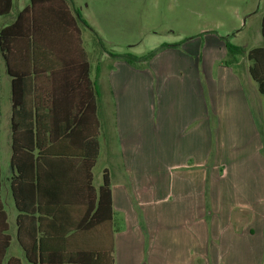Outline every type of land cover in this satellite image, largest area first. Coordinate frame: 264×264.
Wrapping results in <instances>:
<instances>
[{"label": "crops", "instance_id": "obj_1", "mask_svg": "<svg viewBox=\"0 0 264 264\" xmlns=\"http://www.w3.org/2000/svg\"><path fill=\"white\" fill-rule=\"evenodd\" d=\"M68 1L76 15V5ZM108 2L103 0L93 8L92 19H85L115 44V9ZM30 4L13 0L10 11L0 14V31ZM144 21L137 28L162 36L159 43L181 45L132 64L112 56L110 49H90L85 40L91 29L79 21L89 68L81 57L73 63L71 30L62 35V27L54 45L44 31L36 54L28 44L17 52L15 71L25 72L29 92L21 124L33 125L21 128L28 151L22 163L28 174L23 202L33 209L21 236L11 186L13 76L0 49V197L11 237L0 264L10 258L21 264H143L147 236L156 243L167 210L169 216L181 217L177 230L186 228L185 246L191 238L192 252L206 256L201 264H264V129L243 76L251 77L255 95H262L257 103L263 119L264 93L246 55L228 61L224 39L242 31L169 37ZM62 37L67 43L62 44ZM35 130L41 132L40 145ZM93 139L99 143L92 168L95 192L88 187L85 166ZM105 169L112 219L88 227L84 222L97 205ZM208 216L214 227L218 224L213 237ZM182 242L177 238V244ZM150 250L156 253V245Z\"/></svg>", "mask_w": 264, "mask_h": 264}, {"label": "rangeland", "instance_id": "obj_2", "mask_svg": "<svg viewBox=\"0 0 264 264\" xmlns=\"http://www.w3.org/2000/svg\"><path fill=\"white\" fill-rule=\"evenodd\" d=\"M102 1L70 0L72 5L75 4L77 10L87 19H92L93 8L99 6ZM106 5L115 9L112 17V35L115 44L105 41L107 49L113 52L120 50L142 54L161 45L159 42L162 36L153 35L151 32L153 30L150 29L137 28V25L143 20H145L144 22L148 21L150 25L160 27L159 31L165 30L163 34L169 37H184L183 35L188 33L190 36L200 35L202 38L207 31L222 36L227 35L228 31L236 33L241 30V34L230 36L233 38L232 42L243 43L248 41L256 45L264 44V37L261 33V15L264 11V0H109ZM93 39V33L90 31V39L86 38L85 44L90 49L96 47L97 50H101L102 47L99 43L96 46ZM95 69H97V66ZM247 76L245 75L243 78L249 100L253 103L260 127L264 129V119L258 110L257 103L259 100L261 103L262 95H255L257 91L249 83V81L254 83L255 81H251V77ZM100 94H102L101 91ZM215 150L216 144L213 142L212 151ZM212 160L213 154L210 156V161H207V166L211 165ZM5 164L4 162V171L7 170ZM7 174L8 172H4L2 182H5ZM207 194L209 196V193ZM169 213L170 211L167 210V216L163 218L161 234L157 236L156 243L154 236H147L148 250L146 254H143L145 261L143 264H201L204 262V258H206L204 254L192 252L191 238H189V244L185 246L187 240L184 237L186 228L177 230L178 225L181 223L179 221L181 217L169 216ZM208 219L210 220L209 232L213 237L214 228L217 230L218 224L214 227L213 218L208 216ZM177 238L183 242L177 244ZM154 245H156L157 252L152 251L151 253L150 249ZM193 250H195V246ZM211 264L215 263L212 262Z\"/></svg>", "mask_w": 264, "mask_h": 264}, {"label": "trees", "instance_id": "obj_3", "mask_svg": "<svg viewBox=\"0 0 264 264\" xmlns=\"http://www.w3.org/2000/svg\"><path fill=\"white\" fill-rule=\"evenodd\" d=\"M13 5V0H1L0 14L8 13ZM79 21H82L87 25L92 33L94 44L99 43L103 50H107L105 40L102 36L89 24L84 18L81 12L76 9V15H74L69 6L68 0H31V4L20 10L17 14L15 21L11 24L3 27L0 31V49L2 50L4 57L8 64V70L13 76V154L12 165L15 171L11 177V186L16 199V204L20 213L17 221L19 226V234L21 236L25 218L28 217L27 213L33 211L31 206L23 202V189L26 187L28 174L23 168V162L25 161L26 144L22 140L21 128L31 126H25L21 124L23 118L26 117V105L25 98L29 92L26 90L25 72L15 71L14 60L17 56V52L20 50H26V45L32 47L37 53V49L41 46V33L47 32L49 42L54 45L59 42V32L62 27V35L68 29L71 30V36L73 37V45L75 47V56L73 63H79V57L81 61L85 63V66L89 68L87 62L86 51L82 47L81 28ZM261 29L264 36V13L261 19ZM226 45L228 48V61H233L238 58L239 55H246L251 61L250 72L253 78L258 82L259 89L264 93V46H256L253 48H246L245 46L237 45L230 40V35L224 36ZM67 43L62 37V44ZM182 42L169 43L164 42L161 45L149 50L144 54H136L133 52H113L110 54L116 58L126 60L132 64H142L144 61H149L158 53L162 48L169 46H179ZM53 50V49H52ZM55 54V53H54ZM76 65V64H75ZM56 68L53 71L56 72ZM57 97V96H56ZM57 101V98L54 99ZM37 116V115H36ZM39 116V115H38ZM37 132L38 143H41V132ZM54 139V131H51ZM36 138V137H35ZM92 152L88 154L85 160L86 166V178L90 191H94L93 173L94 167L99 151V143L95 139L92 140ZM32 146V145H30ZM30 149V148H29ZM0 179H1V166H0ZM113 211V197L111 189V180L107 170L103 173V182L99 187L97 196V205L92 206L90 209L91 216H87L85 224L88 227L94 226L95 222H103L112 219ZM106 212V214H105ZM89 220V221H88ZM9 224L7 221V214L3 209V204L0 197V263L6 253V249L10 244V234L7 232ZM32 261H36L34 255H29ZM7 264H21L18 258H10Z\"/></svg>", "mask_w": 264, "mask_h": 264}]
</instances>
